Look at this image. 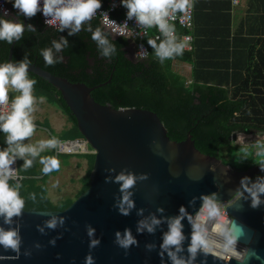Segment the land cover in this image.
<instances>
[{
	"label": "water",
	"instance_id": "obj_1",
	"mask_svg": "<svg viewBox=\"0 0 264 264\" xmlns=\"http://www.w3.org/2000/svg\"><path fill=\"white\" fill-rule=\"evenodd\" d=\"M14 41L3 63L18 64L11 60ZM27 72L56 88L93 160L87 187L65 208L22 209L10 224L0 216V228L15 230L20 238L18 253L0 248V264H87L88 257L92 264H172L160 245L168 221L180 215L181 207L186 212L181 221L186 237L184 251L178 254L181 258L188 259L186 249L196 225L206 255L198 256L193 264H237L224 251L226 229L233 220L251 230V246L264 258V203L253 210L245 191V186L264 181V161L245 168L225 164L219 157L197 150L189 133L179 141L170 140L150 110L97 103L90 91L103 83L86 86L70 82L34 64L28 65ZM252 132L264 139V132L245 134ZM236 140L237 133H232L230 141ZM238 141L241 145L251 143L247 137L245 142ZM121 172L137 178L129 189L134 206L128 215H122L118 207L123 193L115 177ZM260 199L264 202V195ZM153 217L160 223L152 233L137 230L141 221L150 223ZM53 218L55 228L47 227ZM89 229L93 230L91 236ZM125 230L136 241L127 249L117 243L116 236L119 233L122 239ZM93 240L99 243L90 247ZM248 246L240 242L237 249ZM251 264L262 261L254 259Z\"/></svg>",
	"mask_w": 264,
	"mask_h": 264
},
{
	"label": "trees",
	"instance_id": "obj_2",
	"mask_svg": "<svg viewBox=\"0 0 264 264\" xmlns=\"http://www.w3.org/2000/svg\"><path fill=\"white\" fill-rule=\"evenodd\" d=\"M245 1L244 14L231 29L229 0H192L193 49L163 62L148 43L152 40L154 27H149L144 38L148 49L146 58L136 60L126 56V39L109 35L96 18L82 24L74 35L68 34L69 29L59 31V27L46 26L38 12L34 17L26 18L11 8L4 18L24 23L23 35L12 46L13 62L19 63L26 58L30 64L70 82H81L86 86L103 83L90 91L97 103H107L113 108L150 110L157 115L170 140L179 141L189 133L197 150L219 157V147L230 142L232 133L264 132V0ZM0 16L4 14L0 12ZM28 25H32L35 31H30ZM97 29L115 48L109 56L102 55V48L91 39L92 32ZM176 32L185 31L177 28ZM61 38L67 41V46L59 52L53 49L54 58L59 63L46 66L42 50L52 48V41L60 42ZM8 48L9 43L0 40L2 63L6 61ZM172 62L188 64V77L173 70ZM27 74L29 79L36 81L33 96L36 99L45 97L44 101L57 108L70 123L58 135L49 130L45 119L36 122V126L45 128L50 139L82 138L56 88L33 73ZM256 136V133L240 135L238 139ZM4 140L5 135L0 132V149L6 146ZM79 154L87 159V167L73 198L87 187L93 160L89 148ZM68 155L61 154L63 157ZM40 156L57 158L59 155L48 149ZM222 162L239 168L247 166H237L231 157ZM22 165L23 160L16 159L17 172L24 176L17 183L24 210L63 209L73 200L67 197L56 205L49 201L44 181L48 174L57 170L44 174L40 157L35 158L27 170H22ZM9 185L16 184L9 180Z\"/></svg>",
	"mask_w": 264,
	"mask_h": 264
},
{
	"label": "clouds",
	"instance_id": "obj_3",
	"mask_svg": "<svg viewBox=\"0 0 264 264\" xmlns=\"http://www.w3.org/2000/svg\"><path fill=\"white\" fill-rule=\"evenodd\" d=\"M7 2H10L12 8L26 18H32L37 11H41L46 18L50 17V19H46V23L51 25L58 22V30L69 29V35L79 32L82 24L90 21L102 7L101 0H43L42 8L40 7V0H7ZM189 3L190 0H121L122 6L127 9L128 19L135 18L141 26H156L165 36V40L159 44H156L153 40L148 41L161 62L184 54L185 43L176 41L174 27L168 23L167 17L170 11L180 13L186 11ZM5 16H7L6 10L4 16H0V40H5L11 44L14 39L19 40L21 38L24 25L6 19ZM104 18L107 20L106 15ZM110 23L114 24L115 22L111 21ZM28 29L35 31L32 25H28ZM119 34H125L124 28H121ZM91 39L96 41L98 46L102 48V55L109 56L110 53L115 51V48L109 44L99 29L92 32ZM66 46L67 41L61 38L60 42L52 41V48L43 49L41 55L45 65L50 66L59 63L54 58L53 49L59 52ZM30 63L31 61L25 58L18 64H0V132L5 135L4 143L6 145L3 149H0V216H3L4 222L8 224L11 223L12 217L20 215L24 207V201L18 191L20 185H9V180L15 179L17 176V171L11 167L15 160H23L22 170H27L32 166L33 160L40 157L44 174L59 170L61 166L60 161L55 157L40 156L41 152L56 147L57 140L55 138L39 140L36 143H24V141L30 140L36 131L32 115L33 105L36 101L33 96V85L36 81L28 78L27 68ZM10 90L18 93L11 102L9 101ZM39 99L43 102L45 97L41 96ZM140 178L144 179L146 177L141 176ZM136 179L134 175L130 173L126 175L123 172L115 177V182L120 185L119 190L123 193L122 200L118 205L122 215H128V210L134 206L129 199L131 195L129 189L134 187ZM241 184L244 185L245 181L242 180ZM245 191L251 197L250 206L253 210L258 209L264 203L260 199L261 195H264V181L257 182L251 187L245 186ZM179 213L180 215L168 221V229L164 233L160 247L163 252H167L172 264H193L198 256L206 255V244L202 235L197 234L199 231L197 226L193 225L190 242L186 249L188 259L185 260L178 255L184 251L183 245L186 240L181 222L186 215L185 209L181 207ZM56 223V219L53 218L46 223V226L55 228ZM159 223L160 221L153 217L150 223L141 221L137 230L147 229L149 233H152L154 226ZM40 231L43 232V229H40ZM226 232L224 251L229 255L230 260L235 259L237 264H251L252 260L255 259L262 261V264H264V258L251 246L253 242L251 230L233 220L230 221ZM92 234L93 230L89 229L88 235L91 236ZM116 236L117 243L125 249L136 243L128 230H125L122 239L119 233ZM240 242H244L249 246L243 250H238L237 245ZM98 243L99 241L93 240L90 247H94ZM19 245L20 238L17 231L0 228V248H3L4 251L11 250L18 253ZM87 264H92L91 257L87 258Z\"/></svg>",
	"mask_w": 264,
	"mask_h": 264
},
{
	"label": "built area",
	"instance_id": "obj_4",
	"mask_svg": "<svg viewBox=\"0 0 264 264\" xmlns=\"http://www.w3.org/2000/svg\"><path fill=\"white\" fill-rule=\"evenodd\" d=\"M230 1V7H233L238 3L239 0H229ZM102 7L97 11V13L93 16V18H96L99 22L100 26L103 28V30L107 31L109 35L114 37H123L127 41V45L125 47L126 53L127 49L130 50L132 57L136 60H142L145 59L148 54V49L146 47V44L144 42V38L147 36L149 32V27L141 26L137 23L135 18L128 19L127 18V9L122 6L121 0H101ZM43 6V0H40V7ZM12 8V4L10 2H7V0H0V12L4 14L5 10L7 11V14H9L10 9ZM13 9V8H12ZM16 10V9H14ZM17 11V10H16ZM42 23H44L46 26L52 27V28H58L59 23L56 22L55 24H48L46 23V18L41 11H37ZM105 15L107 16V20H105ZM111 21H114L115 23H110ZM167 21L170 25L174 27V35L176 37L177 41H182L185 43V50H192L193 49V36L191 34L192 27H193V5L192 0H190L189 6L186 11L180 13V12H171L169 13V16L167 17ZM126 25V27H125ZM154 27V32L152 34V40L157 42L158 44L165 40V36L158 30L156 26ZM121 28H124L125 34L120 35L119 31ZM181 29L182 32L180 34H177L176 29ZM11 97L9 95V101L11 102ZM251 133L245 134V133H237V139L240 135H250ZM245 139V138H244ZM57 144L56 147L53 150L54 155L66 153H81L88 151V148L85 144V141L83 138L79 139H72V140H61L56 139ZM242 140V139H238ZM13 169H16V160L14 164L11 166ZM24 176L19 174L17 172V176L15 179L12 180L15 184H17Z\"/></svg>",
	"mask_w": 264,
	"mask_h": 264
},
{
	"label": "rangeland",
	"instance_id": "obj_5",
	"mask_svg": "<svg viewBox=\"0 0 264 264\" xmlns=\"http://www.w3.org/2000/svg\"><path fill=\"white\" fill-rule=\"evenodd\" d=\"M126 56L128 58H133L132 54L129 49H127ZM171 68L175 71H178L179 73L183 74L185 78L188 77V65L187 64H180L177 62H172ZM12 94V95H11ZM18 95V93L10 90V96L11 99L14 98V96ZM34 111L32 113L33 115V122L34 124L36 122H41L43 119H45L48 123L49 130L55 134L58 135L62 132V130H58L57 127H55L54 123V117L51 114V111H59L57 108H55L52 105L47 104L45 101L41 102L40 99H36L34 105ZM53 109V110H52ZM60 113V112H55ZM58 115H62L61 113ZM62 117L65 119V117L62 115ZM68 125L70 123L65 120ZM36 125V124H35ZM253 134V132L251 133ZM248 140H251L250 144L247 145H241L238 143V140L230 141L227 144L221 145L218 150L219 158L222 161H227L230 157L232 162L234 161V164H237L239 166L240 164L248 165L253 164L258 161H264V139H261L260 136L257 138L255 137H247ZM255 138V139H254ZM49 138V132L45 128H41L39 126H36V131L33 134V137L30 140L24 141V143H36L39 140H47ZM62 140V139H61ZM245 139H242L241 141H244ZM245 142V141H244ZM89 148V147H87ZM89 150H91L89 148ZM57 159L60 161V156L57 157ZM63 162L60 161V168L54 173H50L47 175V178L44 181L45 188L51 192V190L54 188L58 189V195L59 198H56L54 195H49V199L52 204H57L58 200L62 197H70L73 198L74 193L76 190L79 189L78 184L70 183L69 178L74 175L72 171L67 169V167H63ZM74 199V198H73Z\"/></svg>",
	"mask_w": 264,
	"mask_h": 264
},
{
	"label": "crops",
	"instance_id": "obj_6",
	"mask_svg": "<svg viewBox=\"0 0 264 264\" xmlns=\"http://www.w3.org/2000/svg\"><path fill=\"white\" fill-rule=\"evenodd\" d=\"M245 9H246L245 0H239L236 5H234L233 7H230L229 12L231 16V21H230L231 29H233L236 26V24L239 22V20L242 18ZM260 37H263V36H260ZM177 63L186 64L182 62H177ZM188 73H189V65H188ZM9 95H10V91H9ZM55 112H60V111H51V114H50L54 117L53 119H54L55 127H57L59 131L67 128L69 125L67 124V122H65V119L62 117V115H58L60 113H55ZM61 154H58V155L60 156V161L63 162L62 164L63 167H67V169L72 171V173L74 174L69 178L70 183H74V184L76 183L80 186L81 184L80 179L84 176L85 170L87 167V159L84 156H81L79 153H71L67 157H63L61 156ZM50 194L53 196L55 195L56 198H59L57 188H54V190L52 189L51 192H49V190L46 189V196L48 197V199H49ZM64 198H67V197H62L59 200H62Z\"/></svg>",
	"mask_w": 264,
	"mask_h": 264
},
{
	"label": "flooded vegetation",
	"instance_id": "obj_7",
	"mask_svg": "<svg viewBox=\"0 0 264 264\" xmlns=\"http://www.w3.org/2000/svg\"><path fill=\"white\" fill-rule=\"evenodd\" d=\"M236 168H239V167H236Z\"/></svg>",
	"mask_w": 264,
	"mask_h": 264
}]
</instances>
